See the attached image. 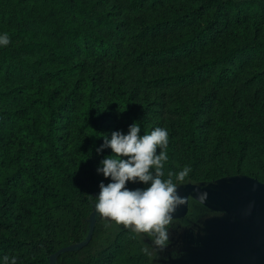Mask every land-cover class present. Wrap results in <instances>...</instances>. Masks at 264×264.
<instances>
[{
  "label": "trees",
  "instance_id": "obj_1",
  "mask_svg": "<svg viewBox=\"0 0 264 264\" xmlns=\"http://www.w3.org/2000/svg\"><path fill=\"white\" fill-rule=\"evenodd\" d=\"M0 32V257L160 264L129 229L101 241L106 219L86 220L109 182L102 135L134 121L168 130L165 178L190 165L195 182H264V0H0ZM218 212L190 205V228L219 238Z\"/></svg>",
  "mask_w": 264,
  "mask_h": 264
},
{
  "label": "clouds",
  "instance_id": "obj_2",
  "mask_svg": "<svg viewBox=\"0 0 264 264\" xmlns=\"http://www.w3.org/2000/svg\"><path fill=\"white\" fill-rule=\"evenodd\" d=\"M10 43L8 33L0 32V49ZM102 137L103 143L95 150L97 155L104 149L111 151L103 155L96 172L109 182L105 184L101 180L99 192L93 195L96 215L129 229L142 240L146 236L151 243L142 249L145 255L151 256L149 248L157 254L164 252L169 247L170 230L174 226L182 230L197 223L188 215L189 206L206 207L208 192L199 190V184L192 181L190 165L169 171L165 178L164 167L169 160L166 128L157 126L142 135L141 127L134 121L126 132L114 130ZM129 184L142 187L129 188ZM188 184L196 186V195H180L178 188ZM181 206L187 208L183 219L175 215ZM0 264H17V258L4 255L0 257Z\"/></svg>",
  "mask_w": 264,
  "mask_h": 264
},
{
  "label": "water",
  "instance_id": "obj_3",
  "mask_svg": "<svg viewBox=\"0 0 264 264\" xmlns=\"http://www.w3.org/2000/svg\"><path fill=\"white\" fill-rule=\"evenodd\" d=\"M224 184L212 183L204 184L200 182L199 190H206L208 192V199L206 205L212 209H218L221 211L219 214L213 215V218L218 219L219 223V238H214L213 235L204 236L207 231H196L193 233V228H190L185 232L184 242L187 248H176L171 250H165V253H191L196 255L197 259L202 262L201 256L204 259L207 258L205 253L214 257L220 264H239L236 261H232L231 258L237 256L240 252L246 250L248 247L251 249V256L262 257L261 252L264 250V236L257 234V227H252V221L264 220V187L258 182H254L250 179L245 182L244 177L227 178ZM232 181L235 183V187L229 183ZM217 184V185H214ZM196 186L185 185L180 195H196ZM249 190L251 191L250 193ZM251 205V208L249 207ZM261 207V211L257 212V208ZM187 208L183 206V211H177L175 215L177 217H184L186 215ZM189 211V209H188ZM217 212V211H216ZM221 221V222H220ZM198 224V221H196ZM209 230H212L210 227ZM208 230V231H209ZM231 235L228 237L227 234ZM146 238V237H145ZM147 239V238H146ZM180 237L177 238L176 243H179ZM148 240V239H147ZM151 242L150 240H148ZM251 241L253 247L251 248ZM90 240L86 244H89ZM175 244V243H174ZM264 264V260H262ZM204 264H214L207 263Z\"/></svg>",
  "mask_w": 264,
  "mask_h": 264
},
{
  "label": "rangeland",
  "instance_id": "obj_4",
  "mask_svg": "<svg viewBox=\"0 0 264 264\" xmlns=\"http://www.w3.org/2000/svg\"><path fill=\"white\" fill-rule=\"evenodd\" d=\"M243 175H236L235 177L239 178ZM250 179H253L254 182H258L260 184L263 185L264 187V182L259 181L257 178H253V177H249ZM195 182V181H193ZM197 184L200 185V182H195ZM191 185V184H190ZM217 185V184H214ZM251 191L249 190L248 193H250ZM261 207L259 206L257 209V212L261 211L262 209H260ZM177 211L182 212L183 211V206H181ZM87 221L92 222L93 224H96L97 220H98V215H96L94 209L93 211L90 213V216H88V218L86 219ZM253 229L254 227H257V234L260 236H264V220L263 221H252L250 222ZM103 226V231L101 233V241H106L108 242L110 240V237H112L113 234V230H116L119 225L115 224L114 222H110L108 220H105L103 223H101ZM95 228L93 227V225H86L84 230H83V235H82V239H81V244H86L89 240L91 241V239L93 238V232H94ZM139 242L145 247L146 244H150L151 242H149L146 238H144L143 240L141 239V237L137 236ZM251 248L253 247V243L251 241ZM149 251L151 252V260L153 262H157L160 264H204V262L207 263H214V264H220L221 262L217 261L214 257L210 256L208 253H205L203 255H206L207 258L204 259V256H201L200 258L202 259V262H200L196 255H193L191 253H165V252H161V253H156L154 250H152L151 248H149ZM251 249L248 247L246 250L240 252L237 256H234L233 258H231L232 261H236L239 264H263L262 260H264V250L262 249L261 255L262 257H257V256H251Z\"/></svg>",
  "mask_w": 264,
  "mask_h": 264
}]
</instances>
